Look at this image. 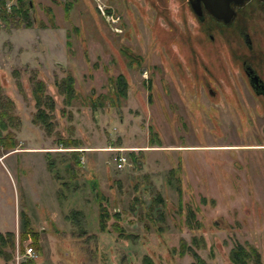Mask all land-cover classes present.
Masks as SVG:
<instances>
[{"label": "rangeland", "instance_id": "1", "mask_svg": "<svg viewBox=\"0 0 264 264\" xmlns=\"http://www.w3.org/2000/svg\"><path fill=\"white\" fill-rule=\"evenodd\" d=\"M29 1V17L0 15L1 136L15 144L0 142V232H15L0 264H188L183 239L207 264H234L236 243L264 261V96L245 73L264 80V3L219 24L187 0ZM119 74L125 95L111 91ZM34 78L55 100L50 130L32 121ZM100 204L121 213L105 229Z\"/></svg>", "mask_w": 264, "mask_h": 264}, {"label": "trees", "instance_id": "2", "mask_svg": "<svg viewBox=\"0 0 264 264\" xmlns=\"http://www.w3.org/2000/svg\"><path fill=\"white\" fill-rule=\"evenodd\" d=\"M6 1L7 0H1L2 4L4 5V10L2 11L3 19L6 20L7 17H12L14 15H19L20 17H23V18L29 17L28 10L30 9V6H31L29 0H15V3H12L10 5L9 10H7L6 8ZM114 82H115L113 85L114 88L112 86L111 91H113L114 93H117L118 95L119 94L125 95V92H126L125 89H126L127 84L122 74L117 75L115 77ZM55 83H56L57 89L63 95V101L67 104L70 103L72 99L76 96L75 88L73 86L72 75L67 74L66 76L56 80ZM32 94L35 100L34 105L36 108L33 114L32 121L35 124H40L47 130H50L48 127L49 125L48 118L50 119V116L52 114L51 112L53 111L54 106H55L54 97L49 92L46 91L45 82L40 78L33 79ZM103 96L104 94H99L98 98H95V99L90 98V101L94 106L98 104H102L103 102L101 100V97ZM4 98L5 97L0 92V137H1L0 142L3 143V145L7 147L9 146L13 147L15 144L11 136L7 134L3 135V137L1 136L2 135L1 132L3 130H6L9 127L8 126L9 124L13 123V116L9 109V103L11 102V100H9L8 98L7 100H4ZM77 142L78 141H74L69 138L62 139L59 141V143L63 147L80 146L76 144ZM71 151H72L71 153H72L73 160L77 163V165H80L81 162H80V155H79L80 152L79 151L81 150L74 149ZM129 154L131 155L133 160H135L134 152L130 151ZM47 165L51 168L52 162L49 161ZM161 200H162L161 196L157 195L154 198L152 204L149 205L150 210H152V205L154 204V202L159 203ZM100 207H101L99 210L100 229H105L107 219L110 215H113L117 219H120L121 213L117 212V210H114L111 214V212L108 210L106 205L100 204ZM155 209H157L158 213L161 212L160 209L158 208H155ZM73 217H75V215H73ZM188 218H189V221L192 220L190 216ZM25 223L28 226V222L26 221ZM117 228L123 229L120 227H117ZM27 237H30V238L32 237L31 239H32V243H34L33 245H37V248H38L39 244L38 243L36 244L38 234L36 232L29 234L28 230L26 231L23 230L20 233V241L22 242ZM14 242H15V232L14 231L7 230L4 233L0 232V255L4 256L6 253L5 250L3 249L4 247H6L4 246L5 244L14 247L15 245ZM184 242L185 241L183 239V244L181 246V250H182L181 253H183L184 251H188V253H190L193 258L188 264H207L206 260L203 257H201L200 254L195 249H193V247H191V245H187ZM229 257H230V260L234 264H264V261L261 259L260 252L257 250L256 247L250 244L243 245L240 243H236L231 248ZM5 259L7 258L5 257ZM143 262L145 264H154L153 260H151V258L147 254L143 256ZM4 264H7V263H4ZM21 264H34V261L32 258H28L25 261L21 262Z\"/></svg>", "mask_w": 264, "mask_h": 264}, {"label": "flooded vegetation", "instance_id": "3", "mask_svg": "<svg viewBox=\"0 0 264 264\" xmlns=\"http://www.w3.org/2000/svg\"><path fill=\"white\" fill-rule=\"evenodd\" d=\"M188 3L190 4L189 0H187ZM254 0H243L242 2L240 3H236V2H231L230 5L231 7L233 8V14L232 16L230 17L229 20H224V19H221V18H218V17H215L213 15H211L205 8H204V5L202 4V15L199 16L197 15L195 12V14L200 18V19H204L206 16H209L213 21H216L217 23L219 22V24H230L233 22V20L237 17V14L239 13V9L242 8L244 5L252 2ZM256 1V0H255ZM261 3H264V0H257ZM191 6V4H190ZM192 8V7H191ZM193 10V9H192ZM194 11V10H193ZM245 40L247 42V44L249 46H251V39L249 37L248 34H246L245 36ZM245 73L247 74L248 76V79H249V83L251 85V87L254 89V91L258 94H261L264 96V80L260 77V75L255 71L254 67L251 66V65H246V68H245Z\"/></svg>", "mask_w": 264, "mask_h": 264}, {"label": "water", "instance_id": "4", "mask_svg": "<svg viewBox=\"0 0 264 264\" xmlns=\"http://www.w3.org/2000/svg\"><path fill=\"white\" fill-rule=\"evenodd\" d=\"M240 3L243 0H189L194 12L201 16L202 15V4L204 8L213 16L229 20L233 14V8L231 2Z\"/></svg>", "mask_w": 264, "mask_h": 264}, {"label": "built area", "instance_id": "5", "mask_svg": "<svg viewBox=\"0 0 264 264\" xmlns=\"http://www.w3.org/2000/svg\"><path fill=\"white\" fill-rule=\"evenodd\" d=\"M10 5H11V4H9V3H8V0H7V1H6V8H7V10H9ZM3 10H4V5L2 4V2H1V0H0V15H2V11H3ZM122 160H125V159L123 158V156H119V157H118V165H120V166L122 165ZM33 252H34L33 247H32L31 245H28V246H26V247L24 248V252H23V253H20V251L17 250V252H16L17 259L21 258V257H22V254H25V255H32Z\"/></svg>", "mask_w": 264, "mask_h": 264}, {"label": "crops", "instance_id": "6", "mask_svg": "<svg viewBox=\"0 0 264 264\" xmlns=\"http://www.w3.org/2000/svg\"><path fill=\"white\" fill-rule=\"evenodd\" d=\"M25 149H27V148H25ZM82 153V152H81Z\"/></svg>", "mask_w": 264, "mask_h": 264}]
</instances>
